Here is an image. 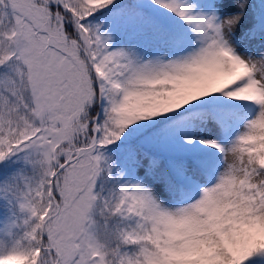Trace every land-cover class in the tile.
Segmentation results:
<instances>
[{
	"label": "snow or ice",
	"instance_id": "snow-or-ice-1",
	"mask_svg": "<svg viewBox=\"0 0 264 264\" xmlns=\"http://www.w3.org/2000/svg\"><path fill=\"white\" fill-rule=\"evenodd\" d=\"M250 3L0 0V264H264Z\"/></svg>",
	"mask_w": 264,
	"mask_h": 264
},
{
	"label": "rangeland",
	"instance_id": "rangeland-1",
	"mask_svg": "<svg viewBox=\"0 0 264 264\" xmlns=\"http://www.w3.org/2000/svg\"><path fill=\"white\" fill-rule=\"evenodd\" d=\"M251 3L255 6V12L253 14V21H260L262 18H264V0H251ZM251 6V5H250ZM256 19V20H255ZM140 38L139 43H146L148 38L144 36H136ZM237 111L241 112L242 114H247L245 110L243 109H237ZM162 135V133H161ZM159 194V189H157Z\"/></svg>",
	"mask_w": 264,
	"mask_h": 264
},
{
	"label": "bare ground",
	"instance_id": "bare-ground-1",
	"mask_svg": "<svg viewBox=\"0 0 264 264\" xmlns=\"http://www.w3.org/2000/svg\"><path fill=\"white\" fill-rule=\"evenodd\" d=\"M250 5L251 6H250V8L248 10V17L252 20L253 19V14H254L256 9H255V6L252 3H250ZM139 41H140L139 37H133L132 38V42H138L139 43Z\"/></svg>",
	"mask_w": 264,
	"mask_h": 264
}]
</instances>
